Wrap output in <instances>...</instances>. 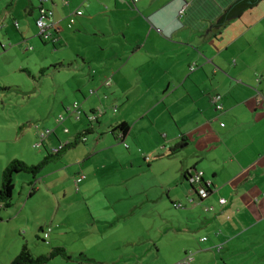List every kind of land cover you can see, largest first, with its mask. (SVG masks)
<instances>
[{
	"label": "crops",
	"instance_id": "0c3cea01",
	"mask_svg": "<svg viewBox=\"0 0 264 264\" xmlns=\"http://www.w3.org/2000/svg\"><path fill=\"white\" fill-rule=\"evenodd\" d=\"M138 1L141 2L139 7L136 5ZM232 1L83 0L86 8L84 11L77 9L82 14L74 17L73 26H69V17L76 10L68 11L66 16L63 14L64 9L68 10L65 8L68 6L67 0H48L43 5L53 12L48 21V31L52 37L45 41L52 42L54 46L61 44L67 37L63 33V23L67 19V28L72 30L76 26V32L72 35L74 38L86 35L89 29L94 30L91 34L100 38L99 42L102 44L95 40L90 45L99 46L101 51L108 47L111 51L102 55L105 50L100 54L96 53L98 48L83 50L76 54L78 60H74L78 67L84 64L95 70L85 75L89 89L86 95H82L84 104L88 107L91 106L88 102L90 98L96 102V107H90L91 114H104L98 109L99 94H114L118 91L124 93L126 91L121 89L123 87H135L142 83L145 85L147 77L160 78L158 82L151 83L158 84L159 87L154 91L156 99L147 103L146 110L142 107L143 111L133 119L134 123L132 119H126V114H121L118 116L121 121L108 122L106 128L115 140L121 141L123 138L125 141L128 138L133 145L132 151L126 154V165L123 167L129 172L126 179H137L148 173H157L159 176L167 168H173L171 181L160 176L156 186L162 192L167 189L170 202L185 209L183 214L178 215L177 222L175 219H167L165 214H158L160 218L157 226H154L158 229L153 230V235L148 230L137 233L134 221L147 222L145 216L148 218L149 213L144 216L136 215L134 210L137 206H144L145 202H153L156 197L150 199L146 192L138 191L135 192L136 197L129 195L124 200L121 197L112 200L105 194L97 201L110 205V200L114 204L121 200L128 206L127 209L117 212L112 207L111 212H91L77 218L66 217L68 230L76 229L78 237L89 236L95 239V250L92 255L85 243L77 245V248L64 245L72 258L59 264H180L189 253H192L193 258L189 264H264V46L259 44L261 31L254 30L263 23L264 15L257 19L242 18L239 22H234L232 37L226 43L218 41L215 47L211 39H214L213 36L218 37L221 30L216 34L211 25ZM28 5L31 12L38 10L39 0L34 6L30 0ZM248 11L250 10L244 13ZM9 12L14 25L17 24L15 27H19L13 10ZM132 13L134 20H129V14ZM37 17L38 15L35 20ZM3 18L5 19L4 15H0L1 21ZM96 18H99L97 23H91ZM237 19L232 21H238ZM1 21L0 28H3L7 22ZM133 22L136 28L132 26ZM130 28L139 31V39L133 40L125 35ZM210 28V32L205 34ZM252 30L254 31L251 32ZM21 34L26 36L24 32ZM131 45L134 48L129 52ZM112 48L116 50H111ZM135 57L144 60L147 57L149 61L156 59V65L162 69H153L151 75L144 72L138 81L124 84L122 78L132 75L120 71ZM161 59L176 64L165 69L159 65ZM114 62L118 63L113 64ZM109 68L111 71H108ZM120 73L122 78L117 80ZM165 76H174V79L170 78L166 83L162 78ZM106 78H110L111 82ZM105 80L111 87L108 92L102 90ZM79 90L81 93V89ZM216 94L221 96V110H217L212 102V97ZM121 122H126L129 126L125 136L118 130L112 131ZM137 126L141 129L133 134V128ZM89 140L86 139L85 142ZM92 142L84 148L85 154L114 147L104 137H95ZM99 146L104 147L98 149ZM185 146L192 149L191 153L185 159L176 160ZM138 152L147 161L146 167L138 160ZM88 154L80 165L81 172H78L79 175H85L78 185L83 197L89 190L90 194L93 177H97L98 173L93 165L85 163ZM150 158L153 159L151 163ZM205 163L207 167L203 165ZM135 170L139 172L134 173ZM195 170H202L203 179L211 184L207 201H204L207 198L202 201L195 199L188 179L183 176V173H193ZM29 182L30 177L26 180L30 193ZM33 188L35 192V184ZM28 197L31 198L29 195ZM190 198L195 200L191 201ZM220 198L226 200L224 205L219 204ZM84 200L88 203V199ZM21 204L18 208L13 205L16 207L15 214L16 210L19 212L21 209ZM23 206L25 208L26 204ZM209 206L213 207L212 211L207 210ZM5 209L0 204V211L4 213ZM201 209L210 214L206 217L196 214ZM5 216L0 213V221ZM36 226L41 232L45 231L42 225ZM118 227H121V233H118ZM108 232L115 239L111 240L110 245L100 244L98 239L105 237L104 234ZM135 234L136 240H146L144 244L135 241ZM33 236L38 237L35 233ZM202 237H206V240H201ZM173 244L177 246L174 248L176 256L168 262L166 256L173 251L170 247ZM13 256L9 254V263L16 255ZM56 258L47 264L56 263ZM84 259L87 262H82ZM1 264L6 263L4 261Z\"/></svg>",
	"mask_w": 264,
	"mask_h": 264
},
{
	"label": "rangeland",
	"instance_id": "374dc122",
	"mask_svg": "<svg viewBox=\"0 0 264 264\" xmlns=\"http://www.w3.org/2000/svg\"><path fill=\"white\" fill-rule=\"evenodd\" d=\"M29 1L0 0V15L5 17V19L3 18L0 21L1 23H4V21L8 23V25L6 23L3 28H0V175L4 167L12 159H20L29 165H35L47 153L55 154L56 152H53L54 149L60 145L64 146L73 139L77 132L89 125H92L93 132L86 135V139H90L89 141L79 142L75 146L64 149L57 159L42 168L36 176L34 184L37 190L35 189V192L30 196L31 198L28 197L29 186L26 184V180L31 176L26 173L15 174L13 205H17L18 208L21 202L22 204L19 212L16 210L17 214H15L16 207L14 206L5 209L4 213L0 211L2 216L6 215L5 219L0 221V264L4 261L9 264L7 261L9 254L17 255L22 245H27L33 255H40L48 252L52 247L68 245L69 247L77 248V245L85 243L86 249L93 255L94 252L92 251L95 250L93 249V242L95 239L89 236L78 237L76 229L68 230L66 217L77 218L81 215L86 216L91 212H111L112 207L117 212L127 209L128 206L121 200H119L118 204H114L110 200V205L97 201L101 200L105 194L111 197L112 200L115 197L117 199L121 197L124 200L129 195L136 197L137 194L135 192L138 191H140L139 193L146 192L150 199L156 197L153 202L152 200L145 202L144 206H137L134 210L136 215L144 216L149 213L148 218L145 216V219L148 220L147 222L134 221L137 233L138 231L148 230L153 235V230L156 231L158 229L154 228L160 218L158 214H165L167 219H175L177 222L178 215L183 214L185 209L174 206L170 202L167 189L162 192V189L156 186V181L160 176H164L166 181H171L170 177L173 175L174 169L167 168L166 172L159 176L157 173H148L143 177L140 176L141 178L126 179L129 176V172L123 167L126 165V154L132 151L133 145L128 138L125 141L123 138L121 141L115 140L110 130L108 131L106 128L108 122L117 123L121 121L118 118L121 114L123 116L126 114V119H132L131 121L134 123L133 119H136L143 110H146L147 103L156 99L155 95L157 94L154 91L159 87H157L158 84L151 85V83L158 82L160 78L147 77L145 78V85L142 83L135 87L129 85L121 88L126 91L124 93L118 91L114 94H107L106 92L99 94L100 103L98 104V109H101L104 114L96 116L99 119L97 122L90 123L89 118L92 115L90 107H96V102L93 98H90L92 96L90 95L88 102L91 103V106L88 107L84 104L82 95H86L89 89L85 75L92 73L94 69L84 64L78 67L74 60H78L76 54L83 50L97 49L99 46L94 47L90 44L94 43L95 40L100 43V38L92 35L91 33L94 30L91 29L88 30L86 35L81 34L77 39L74 38L72 35L76 32V26L73 28L74 30L67 28L66 19L64 20L65 23H63L65 28H62L63 33L67 37L61 41V44L54 46L52 42L45 41L43 37H40L39 30L35 24L38 10L35 9L31 12V7L28 5ZM36 1L32 0V6L36 4ZM67 1L68 6L65 8H68V10L64 9L63 11L65 16L68 11L77 9L84 11L86 8L83 0ZM136 5L138 7L141 6V2L138 1ZM10 10H13L19 27H15ZM249 10L243 14V17L236 18L238 21L226 24L221 29L218 37L213 36L214 39H211V42H214L215 47H217L218 41L219 43L222 41L226 43L232 37V25L235 24L234 22H239L242 18H261L264 15V0H259L257 5ZM248 15L249 17H246ZM129 16V20H134V13L129 14ZM98 20L99 18H96L91 23L95 24ZM262 22L254 30L261 31L262 35L259 37V44L263 47L264 32L262 31L264 30V20ZM132 26L134 28L137 27L135 22H133ZM90 27H94V25H90ZM22 32L26 33V36H23ZM125 35L133 40L139 39L138 30L134 31L130 28ZM57 43L55 42V44ZM147 46L151 47L149 44ZM133 48V45H131L128 51L132 52ZM206 48L209 49V46H206ZM103 50L105 52L102 55L111 52L108 47L103 48ZM103 50L101 51L98 48L96 53L100 54ZM111 50L115 51L116 49L112 48ZM145 59L135 57L130 60L131 62L127 67H124L120 72H127L132 76L123 79L120 73L117 80L122 78L121 81L124 84L130 81H138L144 72L145 74H150L153 69H162L156 65V59L153 61H149L147 57ZM162 59L159 61V65L164 66L165 69L172 64H176V62H166V60ZM116 63L118 62L113 64ZM103 68H101V71ZM108 71H111V68ZM162 78L167 83V80L170 78L174 79V76ZM106 80L111 82L110 78H106ZM106 80L102 90L108 92L111 87L107 85L108 82ZM112 82L114 83V81ZM147 85L149 86L147 87ZM79 89H81V93ZM159 95H161L160 92ZM74 103H77L82 112L80 117H77L71 111ZM142 107L144 108L143 110ZM140 129L139 126L134 127L133 134ZM95 137H104L106 141L112 142L114 147L103 151L98 150L95 153L91 152L90 155L87 153L88 157L85 163L93 165L98 173L97 177H93L94 182L92 183L90 194L89 190L88 194L83 197L82 192L75 185V180L79 175L78 172H81L80 165L86 157L85 155H87L84 148L93 143L92 140ZM103 147L99 146L98 149ZM191 151L192 149L189 146L183 147L176 160L185 159ZM138 154L140 155L141 153L138 152L136 156H139ZM147 154L153 156L151 153ZM138 160H140L141 165L147 166V161L143 160L141 156L138 157ZM150 160L151 163L153 159L150 158ZM177 163L178 161H176ZM203 165L207 167L206 163ZM138 172L139 170L134 171V173ZM84 199H88V203ZM23 204H26L25 208ZM56 209H58V212ZM55 212H57V215L55 220H53ZM198 213L205 217L210 214L204 212L203 209L196 211V214ZM36 225H42L45 231L41 232ZM48 228L51 230L49 232L50 236H45ZM120 229L121 227L117 228L118 233H121ZM33 233L38 235V237L33 236ZM110 234L111 232L105 233V237L98 239L99 243L110 245L111 240L115 239ZM44 236L46 241L42 240ZM77 237L82 240L80 241ZM134 238L135 241H141L136 240V234ZM145 241L142 240L141 244H144ZM168 245L170 244L168 243ZM170 247L173 251L167 253L166 260L168 262L174 260L176 256L174 248L177 246L173 244ZM88 258L91 259L92 257L88 256ZM55 260L57 262L54 264L64 261L60 257ZM82 262H87V260L85 261L84 259Z\"/></svg>",
	"mask_w": 264,
	"mask_h": 264
},
{
	"label": "trees",
	"instance_id": "16d2710c",
	"mask_svg": "<svg viewBox=\"0 0 264 264\" xmlns=\"http://www.w3.org/2000/svg\"><path fill=\"white\" fill-rule=\"evenodd\" d=\"M259 0H233L228 6L219 14L215 20V22L211 25V28L214 29L215 33L220 32L221 28L229 23L230 21L239 18L243 15V13L254 6L257 5ZM216 33V34H217ZM97 122V118L95 120L90 121V123ZM92 125H89L85 129L77 132V134L73 137L72 140L67 142L58 152L55 154L47 153L42 160L35 165H29L20 159H12L2 170L1 174V183H0V204L4 208H10L13 206V189H14V176L18 173H26L30 175V193L29 196H32L34 192V182L36 176L42 170V168L49 164V162L57 159L62 151L66 148L75 146L79 142H83L82 138H86V135L93 132ZM118 130L121 132L123 136L129 130V126L126 122L118 123L112 131ZM191 172L183 173V176L188 179ZM202 187L205 189L207 198L211 193V185L208 187L204 179H202ZM195 196L198 197V194L195 192V186L190 184ZM202 197H199V200L202 201ZM44 241V239H42ZM56 257H60L64 260H70L72 255L67 252L64 247H52L48 252L40 255H33L27 245H22L18 254L11 260L9 264H47L51 260Z\"/></svg>",
	"mask_w": 264,
	"mask_h": 264
},
{
	"label": "built area",
	"instance_id": "2783aa9c",
	"mask_svg": "<svg viewBox=\"0 0 264 264\" xmlns=\"http://www.w3.org/2000/svg\"><path fill=\"white\" fill-rule=\"evenodd\" d=\"M48 0H39V5H38V17L35 20V24L36 27L39 30V35L41 37H43L44 39L48 40L52 37V35L49 33L48 31V27H49V18L52 17L53 12L50 9H47L46 6L44 7L43 5L47 2ZM82 11L81 10H76L70 17H69V26H71L74 22V17L77 15H81ZM15 26H17V24L15 23ZM220 99L221 96L220 95H216L215 98L212 97V102L215 104V107L217 110H221L222 109V104L220 103ZM74 114L77 115V117H80L82 112L79 109V106L77 105V103H74L72 105V110H71ZM97 117L95 114L90 115L89 120H95ZM46 133H48V131H46ZM122 137V136H121ZM82 141L85 142L86 138H82ZM63 147V145H60L58 148L54 149V153L58 152L61 148ZM147 158V157H146ZM85 178L84 174H80L76 180H75V185L76 187H78L79 183ZM202 179H203V172L201 170H195L193 173L191 172L189 177H188V181L190 184H193L195 187V192L198 194V197L196 196L195 199L197 201L199 200V197L205 198L207 196V193L205 191V189L202 187ZM206 185L209 187L211 184L209 182H206ZM194 198H190L191 201L195 200ZM220 205H224L226 203V200L224 198H220L218 200ZM178 206H180L178 204ZM207 210L212 211L213 207L209 206L207 208ZM50 232V228H48L45 232V236H48ZM44 236V241H46V238ZM201 240H206V237H202ZM218 250H220V246H218ZM192 253L186 254L185 257L179 262L180 264H189L192 261Z\"/></svg>",
	"mask_w": 264,
	"mask_h": 264
},
{
	"label": "water",
	"instance_id": "95a60500",
	"mask_svg": "<svg viewBox=\"0 0 264 264\" xmlns=\"http://www.w3.org/2000/svg\"><path fill=\"white\" fill-rule=\"evenodd\" d=\"M211 28L205 33V34H208L210 32Z\"/></svg>",
	"mask_w": 264,
	"mask_h": 264
}]
</instances>
